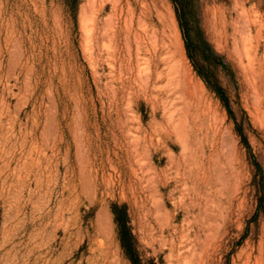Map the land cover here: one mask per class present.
<instances>
[{
  "label": "rangeland",
  "instance_id": "obj_1",
  "mask_svg": "<svg viewBox=\"0 0 264 264\" xmlns=\"http://www.w3.org/2000/svg\"><path fill=\"white\" fill-rule=\"evenodd\" d=\"M154 1L196 86L173 120L115 36ZM0 264H264V0H0Z\"/></svg>",
  "mask_w": 264,
  "mask_h": 264
},
{
  "label": "bare ground",
  "instance_id": "obj_2",
  "mask_svg": "<svg viewBox=\"0 0 264 264\" xmlns=\"http://www.w3.org/2000/svg\"><path fill=\"white\" fill-rule=\"evenodd\" d=\"M155 16L160 21V27L153 24ZM170 28H173L174 35H171L172 31L169 34ZM115 36L118 42L119 40L124 41L130 56L135 60V62L131 61V67L134 70L139 69L141 62L146 60L144 57L149 56L150 69L146 80L148 83L154 80L156 83H165L162 89L166 92L167 103L173 111L170 115L171 120L175 114H182L185 108L192 103L196 86H194L184 58L182 43L170 10L169 12L162 11L160 4L154 1L153 5L144 7L136 25H126L124 29H119ZM161 66L164 68L161 69Z\"/></svg>",
  "mask_w": 264,
  "mask_h": 264
},
{
  "label": "trees",
  "instance_id": "obj_3",
  "mask_svg": "<svg viewBox=\"0 0 264 264\" xmlns=\"http://www.w3.org/2000/svg\"><path fill=\"white\" fill-rule=\"evenodd\" d=\"M187 48H188V51H190L189 44H187ZM215 90L218 94H220V96H224L223 92L220 88L215 89ZM222 99H223L225 105L228 107V109L231 113L229 100L227 99V97H222ZM256 166L260 171H262L261 166L258 163H256ZM114 213L116 215V222H117L118 227H119L120 237H121L123 248L125 249L127 255L135 263L136 257H134V249H133L134 237H133L132 232L129 228V222L127 219V215H126V213H124L122 215L121 213H119L117 211V209H115Z\"/></svg>",
  "mask_w": 264,
  "mask_h": 264
}]
</instances>
